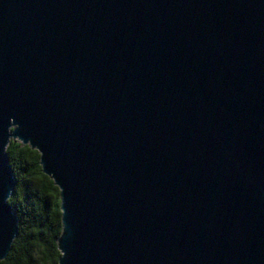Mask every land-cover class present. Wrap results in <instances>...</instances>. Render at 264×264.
I'll use <instances>...</instances> for the list:
<instances>
[{"label": "water", "instance_id": "obj_1", "mask_svg": "<svg viewBox=\"0 0 264 264\" xmlns=\"http://www.w3.org/2000/svg\"><path fill=\"white\" fill-rule=\"evenodd\" d=\"M11 140L58 264H264V0H0V262Z\"/></svg>", "mask_w": 264, "mask_h": 264}, {"label": "trees", "instance_id": "obj_2", "mask_svg": "<svg viewBox=\"0 0 264 264\" xmlns=\"http://www.w3.org/2000/svg\"><path fill=\"white\" fill-rule=\"evenodd\" d=\"M6 154L16 179L8 203L18 218V234L7 258L0 264H58L59 190L43 175L36 151L11 140Z\"/></svg>", "mask_w": 264, "mask_h": 264}]
</instances>
